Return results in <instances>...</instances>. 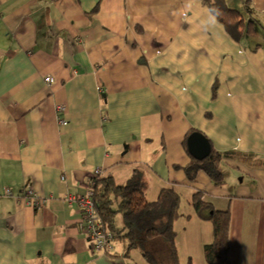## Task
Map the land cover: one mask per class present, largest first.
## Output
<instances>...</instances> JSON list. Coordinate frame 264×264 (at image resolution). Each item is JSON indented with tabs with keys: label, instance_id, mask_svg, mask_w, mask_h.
<instances>
[{
	"label": "crops",
	"instance_id": "1",
	"mask_svg": "<svg viewBox=\"0 0 264 264\" xmlns=\"http://www.w3.org/2000/svg\"><path fill=\"white\" fill-rule=\"evenodd\" d=\"M223 2L253 20L247 39L264 33V0ZM212 4L0 0V264H149L116 241L93 252L81 235L69 197L95 177L134 178L149 202L177 193L179 264H206L213 237L190 205L196 192L229 210V264H264V42L233 40ZM195 132L223 154L221 185L176 169L195 160Z\"/></svg>",
	"mask_w": 264,
	"mask_h": 264
},
{
	"label": "trees",
	"instance_id": "2",
	"mask_svg": "<svg viewBox=\"0 0 264 264\" xmlns=\"http://www.w3.org/2000/svg\"><path fill=\"white\" fill-rule=\"evenodd\" d=\"M48 1L55 3L61 0ZM211 2L214 4L209 6L210 14L225 28L233 40L240 41L243 36L256 32L255 26H251L254 25L253 20H245L239 8L226 4L223 0H211ZM222 155L211 151L205 160H191L187 167L176 169L184 171L190 181H194L195 175L203 171L216 185H221L223 180L218 164ZM98 178L91 180L92 186L89 190L101 225L112 235L111 243L113 244L114 241L123 243L127 251L139 248L149 264H158L155 257L162 258L163 255L168 259V264H179L173 229L174 221L178 218L180 203L177 193L172 189H163L156 201L149 202L143 194L141 183L134 178L125 186L116 185L111 178L100 180ZM190 205L200 220L209 222L212 226V241L203 247L205 263L229 264V210L213 209L211 204L204 200L203 192H196L191 198ZM118 212L123 214V229L119 231L116 229ZM156 245H159V253H155ZM165 250L169 251V258L165 256ZM164 262L161 259V263Z\"/></svg>",
	"mask_w": 264,
	"mask_h": 264
},
{
	"label": "built area",
	"instance_id": "3",
	"mask_svg": "<svg viewBox=\"0 0 264 264\" xmlns=\"http://www.w3.org/2000/svg\"><path fill=\"white\" fill-rule=\"evenodd\" d=\"M45 82H52L51 78H46ZM59 124L65 125L64 121H59ZM98 173V172H97ZM7 195H10L6 191ZM26 198V205L40 209L45 202V199L40 197L37 193L32 190H27L24 193ZM92 193L89 192L81 196L80 198L69 197L70 201H76L79 205L82 214V222L80 224L81 235L89 242L91 250L93 252L109 253L112 251V235L108 230H105L100 223L96 206L92 200ZM77 199V200H76Z\"/></svg>",
	"mask_w": 264,
	"mask_h": 264
},
{
	"label": "water",
	"instance_id": "4",
	"mask_svg": "<svg viewBox=\"0 0 264 264\" xmlns=\"http://www.w3.org/2000/svg\"><path fill=\"white\" fill-rule=\"evenodd\" d=\"M186 143L187 151L193 159L203 161L209 157L211 153L210 143L202 134L192 133L187 138Z\"/></svg>",
	"mask_w": 264,
	"mask_h": 264
},
{
	"label": "rangeland",
	"instance_id": "5",
	"mask_svg": "<svg viewBox=\"0 0 264 264\" xmlns=\"http://www.w3.org/2000/svg\"><path fill=\"white\" fill-rule=\"evenodd\" d=\"M241 11H242V13L244 14V16H245V9H243V8H239ZM264 32V31H263ZM243 40H249L250 41V43L251 44H254V43H258L259 41H261V42H264V33H262V32H260L259 31V34H257V35H255L254 37H251V39L250 38H248L247 39V37L246 36H244L243 37ZM114 207L116 208V206L114 205ZM122 217H123V214L121 213H117V216H116V223H117V230L119 231V230H122L123 229V223H122ZM158 238H160V237H158ZM155 248H156V251H155V253H159L158 252V250H160L159 249V245H156V246H154ZM155 261H156V263H158V264H160L161 263V259H163L165 262L164 263H161V264H167L168 262H167V258H165L164 257V255H163V257L162 258H158V257H155Z\"/></svg>",
	"mask_w": 264,
	"mask_h": 264
}]
</instances>
